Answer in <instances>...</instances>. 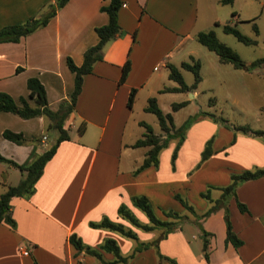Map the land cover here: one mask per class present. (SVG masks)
I'll return each instance as SVG.
<instances>
[{
	"label": "crops",
	"instance_id": "crops-1",
	"mask_svg": "<svg viewBox=\"0 0 264 264\" xmlns=\"http://www.w3.org/2000/svg\"><path fill=\"white\" fill-rule=\"evenodd\" d=\"M52 1L0 0V27L38 14ZM121 1L117 21L122 33L103 44L101 59L93 63L90 72L82 75L73 109L63 123L68 127L72 123L68 118L75 112L78 123L84 121V129L73 135L67 131L68 138L59 141L44 163L31 194L10 198L14 225L0 221V264H154L147 248L137 251L134 259L117 262H112L113 254L104 250L100 258L82 250L76 253L67 241L70 232L93 247L106 237L113 238L123 256L132 252L138 238L149 240L155 236L161 251L169 254L174 250L169 243L170 235H176L180 264H264V175L236 185L235 197L245 204L246 211H239L234 197L230 196L226 202L220 201L209 214L217 217L212 222L215 221L219 232L224 234L226 208L231 228L242 241L238 246L225 243L224 235L219 243L211 246L209 241L216 232L213 224L207 225L208 218H204L202 227L209 232L206 234L207 259L204 260L200 252L192 250L180 230L162 236L163 227L142 229L117 213L118 205L124 204L140 222H147L146 216L130 200L138 194L145 195L155 207L172 206L173 210L182 212L178 202L169 197L171 185L175 191L177 183L182 186L181 193L193 210L204 211L208 206L197 194L202 184L194 187V176L205 174V180L220 186L229 181V167L238 170L264 162L262 127L251 126L261 129V135L238 134L229 143L227 129L202 118L189 124L187 135L192 138L197 131L195 140L200 144L216 132L214 147L220 144L224 155L211 152L196 170L187 173L186 168L193 160L184 152L185 140L174 170L164 159L165 148L159 149L156 166L136 169L147 146L131 145L143 129L129 127L125 132L134 97L140 92L147 99L152 92H166L160 90L162 86L176 85H156L161 69L167 71V62L179 64L184 60L180 56H192L186 45L198 30L211 29L210 24L219 23L215 14L219 1ZM103 2L105 0H67L44 25L16 41H0V90L15 99L18 95H27L25 79L34 75L44 87L47 105L55 109L60 100L68 97L73 84V72L67 68L65 57L80 64L82 51L96 42L94 26L107 21V14L99 9ZM232 11V16H236ZM126 58L129 68L124 79L119 81L121 65ZM16 66L20 69L15 70ZM259 72L264 76V68L256 73ZM151 77L154 79L150 81ZM131 88L134 94L128 105L127 95ZM186 91L191 98L196 95L194 88ZM140 120L133 118L139 125ZM45 126L46 119L42 115L21 118L0 110V153L20 163L30 153L42 152L56 136L49 137ZM4 128L20 131L25 142L15 143L4 138L1 134ZM32 137L37 139L31 140ZM222 162L232 166L223 167ZM103 216L132 229L136 239L106 227L89 225V221H98ZM193 218L192 215L187 217L189 222ZM23 249L27 250L26 254L21 252Z\"/></svg>",
	"mask_w": 264,
	"mask_h": 264
},
{
	"label": "trees",
	"instance_id": "trees-1",
	"mask_svg": "<svg viewBox=\"0 0 264 264\" xmlns=\"http://www.w3.org/2000/svg\"><path fill=\"white\" fill-rule=\"evenodd\" d=\"M67 0H53L46 4L45 8L38 14H33L28 16L26 19L16 23L5 24L0 27V41H16L21 36L26 35L44 25L51 16L54 15L56 10L61 7ZM221 3H231L232 0H218ZM121 0H105V2L99 5V9L104 11L107 14V21L103 24L94 26V31L97 35V40L95 43L87 46L82 51V60L80 64H75L69 56L65 57V64L67 68L73 72V84L72 88L68 94L67 98L60 100L55 109H51L47 105L45 90L40 82V80L34 76H28L25 79V86L27 88V95H18L13 98L7 92L0 90V110L9 111L21 118H28L35 115H42L46 119L45 129L53 128L56 130V136L52 143H50L42 152L33 155L29 154L26 160L23 162H16L11 158L5 157L0 153V162L7 163L17 169L22 173V177L18 180L16 184H8L5 189L0 192V221H4L7 224L13 226L14 220L10 215V198L12 196H28L33 192L34 182L37 177L40 175L44 163L51 157L54 153L55 148L59 141L62 139L68 138L67 128L63 125L64 120L71 112L74 106L76 95L78 94L81 87V79L84 73L90 72L93 63L96 60L101 59V49L103 44L111 39L114 35L121 34V28L117 21V9L121 5ZM234 12L231 11V14ZM255 31L256 27L253 25ZM221 28L224 32L232 33L238 40L249 43L253 41L247 35L241 33L234 25L229 23H222ZM194 38L201 44H203L207 49L213 51L217 55V59L220 62H229L233 67L240 68L248 66L253 67L264 62V57H257L250 62L246 63L239 55L227 44L220 41L212 29L207 30H198L194 34ZM167 77L174 80L177 84L174 86H162L161 91H183L189 90L196 86L197 82L200 80L199 66L200 62L197 58L190 56L189 60H181L179 62V67L188 69L193 74V79L191 83L187 84L184 82L182 75L176 65L173 63L167 62ZM129 68V61L126 58L121 65V72L119 76V81L123 80ZM20 69V66H16L15 70ZM134 94V88H131L127 95V104L130 105ZM187 100L172 101L170 107L172 110H176L186 103ZM143 109L150 111L155 114L157 122L161 133H155L151 126L143 120H140L139 123L144 127L142 134L136 138L131 145L133 146H147L143 159L139 166L136 169H140L146 165H157V154L159 149L165 145L167 138L171 134H178L179 139L182 138L183 130L191 119L195 115L188 116L180 125L175 126L172 121V116L170 112H163L158 106L154 96H148L146 99V104L143 106ZM208 114L210 117L215 119L216 117L212 113L201 112L200 115ZM234 128L243 131L244 133H249L252 135H261L263 131L259 128H252L247 123L234 125ZM77 131L80 133L84 129V121L81 120L77 126ZM1 134L4 138L11 140L15 143L25 142V137L20 131H13L8 128H4L1 131ZM234 137H232L233 140ZM37 138L32 137L31 140H36ZM210 139L205 141V144L200 152L201 161L205 159L210 153ZM174 153V152H173ZM172 153V154H173ZM264 175V162L262 165H254L249 168H244L240 171H234L229 173V181L218 186L221 192L219 195V201H224L228 196H233L235 204L239 211H246L247 208L244 203L239 201L235 197V187L236 185L247 179L256 178ZM175 197L179 199L184 208L193 212L192 206L181 196L175 194ZM131 203L136 206L138 209L142 210L144 215L147 218V222H140L138 218L126 207L124 204H119L117 207V213L127 219L131 224L142 228V229H151L153 227H163L165 233L172 229L175 224H178L180 220L179 214L173 210H167L164 212L167 216H172L175 220L170 219H160L156 216L153 206L147 199L145 195H133L130 198ZM215 207L210 205L207 207L203 213L208 214ZM194 215V214H193ZM224 219V242H230L233 246H238L242 241L235 234L231 228L228 211L226 208L223 212ZM90 226L93 227H106L112 230L119 232L120 234L136 239L135 232L125 227L121 222L113 221L105 216H103L98 221H89ZM168 228V230H167ZM202 251L203 256L207 259V238L206 234L209 233L202 229ZM67 241L73 246L75 252L83 251L85 253L94 255L100 258L101 250L111 252L113 254L112 262L125 261L126 256H123L119 252L118 245L113 238L106 237L104 238L96 247L89 246L84 244L79 236L70 232L67 235ZM146 242L136 240V244L132 251H137L140 248L145 246Z\"/></svg>",
	"mask_w": 264,
	"mask_h": 264
},
{
	"label": "rangeland",
	"instance_id": "rangeland-1",
	"mask_svg": "<svg viewBox=\"0 0 264 264\" xmlns=\"http://www.w3.org/2000/svg\"><path fill=\"white\" fill-rule=\"evenodd\" d=\"M215 6V14L217 19H219V23L210 24V27L214 31L216 37L231 47L246 63L257 57H264L263 0H234L231 3L218 2ZM232 10L235 11L236 16L234 17L231 14ZM222 23L234 25L241 33L247 35L253 39V41L245 43L238 40L232 33L224 32L221 28ZM253 25H255L256 31ZM186 48H190L189 53L193 56V58H197L200 62V80L194 87V89H196V95L191 98L186 90L166 91L161 93L152 92L151 94L155 97L158 106L163 112L171 113L174 125H180L190 115H195V117L191 119L189 124L193 121L198 122L202 118H206L214 124L223 126L229 131V143L234 140V138L232 140V137H235L238 134H245L243 131L234 128V125L247 123L252 127H262L264 129V76H261L262 72L256 73L264 68V62L253 67L248 66L247 68H235L229 62L218 61L217 55L213 51L207 49L203 44L199 43L194 38L190 40V42L186 45ZM180 58L189 60L188 54L180 56ZM175 64L178 67L184 82L187 84L191 83L193 79L192 72L188 69L179 67L178 62H175ZM166 73V69L162 68L160 71L159 80L156 82V85L162 86L169 83L177 84L174 80L168 79ZM152 79H154V77H151L150 81ZM186 99L187 101L184 105L176 110L171 109L170 103L172 101ZM145 104L146 99L144 98L143 94H140L139 92L134 97V103L130 111V117L125 125V132L129 127L136 130L144 129L142 125L134 123L133 121V118H139L148 123L155 133H161L155 114L142 108V106ZM204 111L212 113L216 118L213 119L208 114L200 115V113ZM75 116L76 114L73 112V114L68 118L72 122L68 125V127H66L69 135H73L77 132L76 126L78 120L76 119L77 117L75 118ZM188 126L189 125H187V127ZM187 127H185L183 130L182 138L179 139L178 134H171L167 138L165 145L161 147V149L165 148L164 152H166V154L164 159L171 169L174 170L175 168L176 158L180 152L179 149L181 146H183L182 143L185 140L184 152L188 157H190V159L193 160L190 166L189 164L188 167L186 166L187 173H191L199 167L201 163L200 152L207 139L211 140V152H215L217 156L224 155L223 148L220 146V144L216 148L214 147L216 132L209 134L199 144V141L195 140L197 131L194 132L195 136L191 138L187 135L189 132H187ZM46 133L49 135V137H52L54 134H56V130L50 128L47 129ZM0 164L3 166L0 167V192H2L8 184H16L22 177V173L19 169L10 167L5 163L0 162ZM225 165L232 166L231 164L222 162V166L225 167ZM242 169L244 168L233 170L232 167H229V173L240 171ZM205 179V174L194 176L193 186L195 187L199 184H202V188L197 192L199 195L198 197L203 199L208 207L210 205L215 207L219 201V196L216 197V194L220 195L221 190L218 188L219 185H216ZM178 185L179 184L177 183V188L175 187V191L172 189L174 186L171 185V195L169 197L178 202V204L181 206L180 210L182 212L173 210L174 208L172 206L160 205L156 207L152 205L153 210L157 217L167 220L175 219L172 216H167L164 212L167 210H173L177 212V214L180 215V220L178 221V224H175L172 227V229L168 230L167 228V232L180 230L183 238L189 241L192 250L196 253L200 252L201 257L204 260L205 258L202 251V229H204L202 224L204 223V218H208L207 225L213 224L214 232H216L215 237H212L209 241L211 246H213L214 242L219 243L222 240L224 234H221V230L219 232L217 228L219 226L214 223L215 221L212 222L214 218L217 219L215 215H209L210 212L208 214H204L203 211L197 212L195 210H193V213L183 207L179 199L175 197V194H178L184 199L183 193H181L182 186ZM186 201L188 202V200ZM212 211L215 210L213 209ZM140 212L143 213L142 210H140ZM190 215L194 216V218L191 220L192 222H189L187 219V217ZM177 239L178 237L176 235H170L169 243L174 250L169 254H165L159 248L157 244L158 238L156 236L149 240H140L138 238V241L146 242V244L143 248H140L137 251H141L145 248L150 249V254L154 259V264H180L178 260L179 255L177 254L178 251L176 248V244L178 243ZM137 251H132L126 254V259H134L133 257Z\"/></svg>",
	"mask_w": 264,
	"mask_h": 264
},
{
	"label": "built area",
	"instance_id": "built-area-1",
	"mask_svg": "<svg viewBox=\"0 0 264 264\" xmlns=\"http://www.w3.org/2000/svg\"><path fill=\"white\" fill-rule=\"evenodd\" d=\"M41 138L44 139V138H45V135H42ZM21 252H22L23 254H26V253H27V250L23 249Z\"/></svg>",
	"mask_w": 264,
	"mask_h": 264
}]
</instances>
